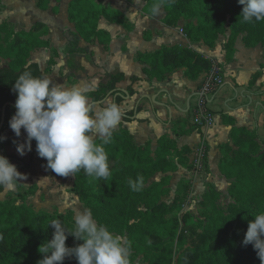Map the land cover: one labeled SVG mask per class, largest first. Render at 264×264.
<instances>
[{
    "label": "trees",
    "instance_id": "1",
    "mask_svg": "<svg viewBox=\"0 0 264 264\" xmlns=\"http://www.w3.org/2000/svg\"><path fill=\"white\" fill-rule=\"evenodd\" d=\"M152 3L153 0H146V12L150 13ZM38 6L47 9L48 0H39ZM163 9L166 13L163 21L166 24L175 25L179 20L185 19V35L192 41H203L211 48L216 47L219 37L227 32L229 26L230 36L225 43L228 61L234 57L240 35H243L242 41L247 47L264 45V39H251L249 22H241L243 5L238 0H165ZM68 13L77 34L87 42L98 39L106 44L111 41L110 34L98 26L101 18L120 24L128 30L135 28V24L122 11L97 0H71ZM229 15L232 16L230 24ZM253 21L264 26V20ZM48 32V26L42 22L36 23L29 31L20 32L15 31L13 24L8 22L0 26V59L9 61L7 66L0 68V121L2 108L7 105L5 123L0 132V155L7 157L12 164L23 165L27 170L31 168L34 152L25 160L6 151V136L10 129L9 122L16 112L18 95L13 91V85L18 75L25 70V65H30L29 70L34 76H46L40 65L31 62L30 58L33 51L49 45L43 38ZM138 58L146 64L144 72L159 81L178 69H184L188 77L197 79L213 67L212 59L180 45L165 46L147 54L140 53ZM125 79L123 73L107 74L87 95L94 106L115 96L116 103L119 104L125 99L119 83ZM140 80L138 76L131 77V84L126 88L131 96L135 94L133 84ZM141 109L142 105L139 103L134 110L123 113L122 117L125 121H132L136 112ZM223 118L225 123L233 124L232 118ZM190 131L201 132V127L191 125ZM231 137L233 145L228 143L220 147L222 157L219 168L228 179H231L230 169L237 166L242 168L241 176L232 181L228 189L234 203L230 206V215L219 219L216 214L210 213L203 230L190 227L189 233L187 229L178 232L180 219L171 216L173 206L183 204L192 187L191 179L182 178L172 197V174L180 167L194 171L196 165L189 159V146L179 147L176 139L169 135L161 136L154 148L150 140L143 145L138 144L128 130L114 131L112 142L105 145L111 176L107 180L95 179L80 170L75 175L71 192L91 210L100 224L114 233L128 232L129 241L138 253H154L161 264L174 262V247L169 243L171 239H177L182 246L177 264H224L229 258L235 264H261L253 244L244 245L243 241L249 221L254 220L255 214L264 211L261 202L264 192L261 187L255 186L248 191L251 181L245 167L250 165L264 176V150L257 135L246 127H233ZM100 142V138H97L96 143ZM206 152L205 150L203 162L208 171ZM158 174H161L160 180H154ZM138 175L143 177L144 187L133 192L127 181L129 178L135 180ZM35 188L30 187L27 193L35 195ZM3 191L0 189V193ZM205 194L218 197L220 193L214 186H210ZM19 200L21 199L0 200V264H38L43 259V254L38 251L39 247L52 239L54 228L50 225L51 221L59 219L67 229L74 227V217L70 213L38 210L23 200L18 203ZM203 202L206 203V198H203ZM183 220H188V215ZM232 220L239 221L237 227L230 224ZM222 221H226V225ZM219 223L221 231L216 237L213 229ZM210 236L213 240L208 243ZM81 243L83 241H77L71 235L66 240L68 247ZM206 244L208 248L205 247ZM63 264H78V261L75 256H70L65 258Z\"/></svg>",
    "mask_w": 264,
    "mask_h": 264
},
{
    "label": "crops",
    "instance_id": "2",
    "mask_svg": "<svg viewBox=\"0 0 264 264\" xmlns=\"http://www.w3.org/2000/svg\"><path fill=\"white\" fill-rule=\"evenodd\" d=\"M97 1L122 11L135 28L128 30L101 18L98 26L110 34L111 41L106 44L98 39L87 42L77 34L75 24L69 19L71 0H48L47 9L38 6L39 0H0V26L5 22L11 23L17 32L29 31L38 22L48 26L49 32L43 38L49 45L33 51L30 61L38 63L45 75L56 83L88 87L91 91L107 74L123 73L126 79L119 83V87L126 89L131 84V77H140L141 80L133 84L135 94L119 105L123 113L134 110L139 103L142 109L132 121H125L122 117L116 130H128L140 145L150 140L154 148L161 136L169 135L176 139L179 147L189 146V159L196 167L204 148L208 171L194 170V174L182 167L178 170L184 172L182 178L192 180L191 198L203 194L210 186H215L220 192L223 190L220 186L226 185L227 189L229 181L219 168L220 147L228 143L233 145V127H246L254 132L264 150V45L247 47L240 37L233 59L228 61L225 40L229 32L220 37L215 48H211L203 41H192L185 35V19L168 25L163 21L164 9L161 15L151 16L144 10L146 0ZM174 45L190 48L212 59L213 66L218 65L224 75L223 86L207 102V108L214 115L213 121L201 128V132L190 131L189 116L198 107L199 90L208 72L191 79L184 69H178L159 81L144 72L146 64L138 58L140 53L147 54ZM8 63V60L0 59V68ZM147 96L156 97L155 101ZM108 100L115 102L114 97ZM104 106L105 103L95 107ZM224 116L232 118L233 124L225 123ZM12 134L10 128L6 136L9 142ZM15 140L17 144L11 146L13 153L17 151L21 137L16 136ZM65 177L68 182L63 188L70 194L68 190L75 177L74 174Z\"/></svg>",
    "mask_w": 264,
    "mask_h": 264
},
{
    "label": "clouds",
    "instance_id": "3",
    "mask_svg": "<svg viewBox=\"0 0 264 264\" xmlns=\"http://www.w3.org/2000/svg\"><path fill=\"white\" fill-rule=\"evenodd\" d=\"M238 2L243 5L241 22L264 20V0ZM164 4L165 0H153L150 15H161ZM29 69L30 65H25L13 85L18 95L10 128L17 137L22 128L26 131L28 150L35 139L38 155L46 158L47 168L57 175H76L83 170L89 177L107 180L112 173L105 145L112 142L113 132L122 119L120 105L108 100L104 107H95L87 95L88 87H68L47 76H34ZM17 151L24 155L25 146L19 145ZM21 179L17 167L0 155V189L15 191ZM127 183L133 192L144 187V179L139 175L135 180L129 178ZM50 225L54 228L52 239L39 247L43 259L38 264H63L70 256H75L78 264H130L127 238L98 223L90 209L75 214L72 229H67L59 219L52 220ZM68 235L83 243L68 247ZM243 243L253 244L264 264V211L249 221Z\"/></svg>",
    "mask_w": 264,
    "mask_h": 264
},
{
    "label": "rangeland",
    "instance_id": "4",
    "mask_svg": "<svg viewBox=\"0 0 264 264\" xmlns=\"http://www.w3.org/2000/svg\"><path fill=\"white\" fill-rule=\"evenodd\" d=\"M231 20H232V16L229 15L228 24H230ZM227 28H228L227 32L230 33L229 26ZM249 28H250L249 34L251 36V39L253 40L264 39V26L262 25V23L258 22L256 24L255 21L249 22ZM256 29H259V31H255ZM227 32L224 35H226ZM229 36L230 34H228L225 43L227 42ZM240 37L243 38V35H240ZM15 137L16 134L14 133V131L12 134V140L10 142L8 141L9 137L8 138L6 137V151L8 153L17 154L25 160L28 159V156L31 152H34L33 162L31 168L28 170L25 169L21 164H14L17 167V170L23 176V179L20 180L22 183L20 181H17V188L15 191L4 190L2 194H0V200L6 198H13V200L21 199L18 201V203H21L23 200L27 203L32 204L38 210L70 213L73 215V217L77 212L87 209L85 205L82 202H80L79 197L74 192H71V188L68 190L69 192H71L70 194L65 192L66 190L63 187H66L67 185L66 183L68 182L67 178L65 176L57 175L51 169L47 168L46 158H41L36 151L35 146L37 142L35 141V139L31 141V150H28L27 133L26 131H24L23 128L21 129V135H20L21 140L19 141L18 144L25 146V154L21 155L17 151L15 153L11 152L12 151L11 146L13 147L14 144H17ZM202 161L204 160L202 159ZM203 164L202 162L197 164L195 170H205V164L204 165ZM245 171L248 174V178L251 181V185L249 186L248 191H251L255 186V187H261L263 190L262 192H264V176L262 175V173L256 170L254 167L252 168L250 165L247 168L245 167ZM192 172L195 174L196 171H192ZM241 172H242V168H240V166L230 169L229 174L231 175V179L227 178L229 181L228 187L226 189V185L220 186L221 189L223 190L222 192L219 191L220 194L218 195V197L215 196L214 194H205L208 191L207 190L203 194H199L197 197L192 199L191 198L192 187H191L185 202L179 206L176 207L173 206V210L171 211V216H177L180 219L178 232L182 231L183 229H187V233H189L190 227H199L201 230H203L206 223L209 221L208 216L210 213L216 214L219 217V219L224 215L225 216L230 215V206L234 202L233 199L230 197L229 193H225V192L229 189L231 182L235 181L238 177L241 176ZM183 176H184V172L182 171H178L172 174L173 177L171 182L172 197L175 196V192L179 188L178 183ZM160 178H161V174H158L155 176L154 180H160ZM30 187L33 188L36 187L35 189L37 190V192L35 195H29V193H27V190ZM203 198H206V203L203 202ZM261 202L264 205V197H262ZM213 206L215 207V209H213ZM185 215H188V220L184 221L183 218ZM222 223L226 225V221H222ZM238 223H239L238 220L230 221V224L233 225L234 227H237ZM213 231H214L213 233H215L217 237L218 233L221 231L220 223L215 225ZM116 234L124 235L130 244L131 247V254L129 257L130 264H161V261L156 258V255L154 253L153 254L138 253L135 250L134 245L129 241L128 232H122V233L117 232ZM212 240L213 238L212 236H210L208 243H210ZM169 243L174 247L173 264H177V257L181 251L182 246L177 239L175 240L171 239ZM205 247L208 248V244H206ZM224 264H235V262L232 258L231 259L229 258L226 259V263Z\"/></svg>",
    "mask_w": 264,
    "mask_h": 264
},
{
    "label": "built area",
    "instance_id": "5",
    "mask_svg": "<svg viewBox=\"0 0 264 264\" xmlns=\"http://www.w3.org/2000/svg\"><path fill=\"white\" fill-rule=\"evenodd\" d=\"M224 75L218 65H214L206 74L204 82L199 90L197 109L189 116V123L198 127H205L212 123L213 113L207 108L210 97L224 84ZM205 149H201L199 163L204 158ZM198 164V163H197Z\"/></svg>",
    "mask_w": 264,
    "mask_h": 264
},
{
    "label": "water",
    "instance_id": "6",
    "mask_svg": "<svg viewBox=\"0 0 264 264\" xmlns=\"http://www.w3.org/2000/svg\"><path fill=\"white\" fill-rule=\"evenodd\" d=\"M123 92H124V97L126 99H128V98L131 97V95L128 93V91L126 89H123ZM115 98H116V96H115ZM147 98H150L153 101H155V98L156 97H154V96H152V97L147 96ZM115 103H116V99H115ZM97 104H101V102H98ZM6 106L7 105H4L3 108H2L1 121H0V132H1L2 128H3V126H4V123H5ZM136 114H137V112H136Z\"/></svg>",
    "mask_w": 264,
    "mask_h": 264
}]
</instances>
